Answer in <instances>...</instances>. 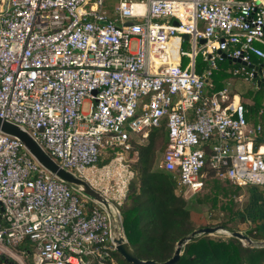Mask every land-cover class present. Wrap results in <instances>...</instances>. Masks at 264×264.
Segmentation results:
<instances>
[{"label": "built area", "instance_id": "2783aa9c", "mask_svg": "<svg viewBox=\"0 0 264 264\" xmlns=\"http://www.w3.org/2000/svg\"><path fill=\"white\" fill-rule=\"evenodd\" d=\"M105 1L0 0V118L80 179L165 126L158 168L183 196L211 178L264 186L262 126L211 79L240 60L232 78L264 87V0H118L113 15ZM120 237L121 219L0 131V264H106Z\"/></svg>", "mask_w": 264, "mask_h": 264}, {"label": "trees", "instance_id": "16d2710c", "mask_svg": "<svg viewBox=\"0 0 264 264\" xmlns=\"http://www.w3.org/2000/svg\"><path fill=\"white\" fill-rule=\"evenodd\" d=\"M207 65L204 60L201 66H196V71L203 72ZM239 67L238 63L221 59L211 77L216 89H222L223 83L232 77V71ZM262 91L263 88L259 87L257 93L261 95L257 96L256 92H249L247 96L254 101L250 106L249 115L258 116L257 122H260L264 129ZM166 143L165 126L150 131L148 144L145 147L135 145L133 142L134 148L130 154L136 151L139 155L138 160L131 167L135 177L130 182L126 197L119 209L124 234L131 249L139 259L158 263L166 262L173 257L181 239L190 236L198 229L211 227L200 220L203 204L210 203L216 208L219 203L218 198L221 196L228 198L218 207L221 211L218 225L229 233L236 232L230 223L239 215L233 204L232 190L229 194L230 190L225 189L221 181L214 178L208 179L205 183V188L212 185L211 193L196 194L186 199L175 178L156 165L157 154L165 150ZM104 162L100 160L98 165ZM232 188L239 189L236 186ZM245 235L252 240L253 246L245 245L231 236L195 237L183 247L182 255L176 264H264V247L257 245L264 241V234L256 227L247 231ZM105 263L129 264L117 251L109 253Z\"/></svg>", "mask_w": 264, "mask_h": 264}, {"label": "rangeland", "instance_id": "374dc122", "mask_svg": "<svg viewBox=\"0 0 264 264\" xmlns=\"http://www.w3.org/2000/svg\"><path fill=\"white\" fill-rule=\"evenodd\" d=\"M118 5V0H106L104 2L103 8L108 11L109 14L113 15L117 10ZM182 49L184 51H191L192 44H190L189 42L184 43ZM203 61L204 58L201 55L198 56L196 59L197 67L201 66ZM203 72H200V70L197 71L199 75ZM223 86H226L225 82L223 83ZM262 88L264 90V87ZM230 89L233 90V87H230ZM255 92L257 93V91ZM261 93L264 94V91H262ZM257 94V96L261 95L260 93ZM262 102L264 104V97L262 98ZM251 103H254V101L250 102V104ZM247 117L252 121L257 122L259 120V117L255 116L254 114L247 115ZM148 139H146L144 142H141L139 139H137L134 143L135 145L145 147L148 144ZM115 151L116 150L114 149L104 150V155L101 158V161H105L104 164L96 165L95 168L89 169L82 176V180L86 181L92 187V189L100 193L101 196H103L107 200V202H109L113 206L115 212L113 214V219L114 221H119V219H121V214L119 211L120 206L126 197L130 182L135 177V172L131 170V167L134 163H136L139 155L136 151H134L132 155L130 153L124 154L123 159L121 160V163L119 165H117L114 169L106 170L105 166L111 161V159L113 158L112 155H114ZM163 152L164 150L157 154V166L159 165ZM221 184L225 189L230 190L229 194H231L232 190V196L234 199L233 204L235 206V210L239 213V215L236 216V219L230 223V226L234 230H236V232H240L244 235L247 231L255 229L256 227L259 229L260 233L264 234V186L243 188L238 187L239 189L235 190V188H232L235 186L224 182H221ZM212 190V185H210L208 188L204 187V189L198 194L203 195L205 193H211ZM184 197L186 199H189L190 195L185 194ZM226 200H228V198L226 199L222 196L218 198L219 203L216 208H213L210 203L203 204L201 206L202 216L200 220L209 224L211 227L219 226L218 217L221 214V211L218 207L222 203H225ZM218 236L226 238L230 236V233L228 231H224L214 235V237ZM261 243L263 244L264 241H261L257 245H260Z\"/></svg>", "mask_w": 264, "mask_h": 264}, {"label": "water", "instance_id": "95a60500", "mask_svg": "<svg viewBox=\"0 0 264 264\" xmlns=\"http://www.w3.org/2000/svg\"><path fill=\"white\" fill-rule=\"evenodd\" d=\"M127 24L131 25L133 24V22H128ZM174 24L178 25L177 22H174ZM182 37L185 41L188 40L187 35H183ZM204 42L205 41H201V44H203ZM223 57L225 56L223 55ZM232 62L240 63V60H233ZM206 82H208V79H206ZM0 131L10 136L18 138L39 164H41L44 168L49 170L51 173H53L66 183L82 187L89 196L95 198L108 210V202L103 196H101L100 193L92 189V187L86 181L77 178L71 173L62 169L53 159H51L44 152V150L32 139V137L25 130L0 118ZM224 231L225 230L222 226L201 228L194 231L190 236L185 237L178 242L173 257L163 263H158L152 260L144 261L139 259L138 256L131 249L129 242L125 237H120L119 239H116L115 243L117 252L129 264H176L182 255L183 247L192 239L201 235L214 236L215 234ZM230 236L239 239L245 245L253 246L252 240L240 232L230 233ZM259 247H264V243H261Z\"/></svg>", "mask_w": 264, "mask_h": 264}, {"label": "crops", "instance_id": "0c3cea01", "mask_svg": "<svg viewBox=\"0 0 264 264\" xmlns=\"http://www.w3.org/2000/svg\"><path fill=\"white\" fill-rule=\"evenodd\" d=\"M252 62H253V64H257V66L259 64H261V61L257 57H253L252 58ZM227 81H230L229 89H230V87H233V90L232 89H230V90L233 93L238 94L242 98V100L246 103V107L248 109V114L247 115H249L250 114V110H249L250 109V106L253 104V103L250 104V102H253V100L249 96H247V94L249 92H255L258 89L255 88V85L253 83H246L244 81H241L238 78H232L231 77ZM247 119L252 124H260L262 126L261 141L259 142V145L262 146V148L264 149V135H263V130L264 129H263V125L260 122H255V121L250 120L248 117H247Z\"/></svg>", "mask_w": 264, "mask_h": 264}, {"label": "bare ground", "instance_id": "6f19581e", "mask_svg": "<svg viewBox=\"0 0 264 264\" xmlns=\"http://www.w3.org/2000/svg\"><path fill=\"white\" fill-rule=\"evenodd\" d=\"M137 9H138V10H142L143 7H142V6H137ZM108 210H109L112 214L115 213V212H114V208H113V206H112L110 203H108Z\"/></svg>", "mask_w": 264, "mask_h": 264}]
</instances>
